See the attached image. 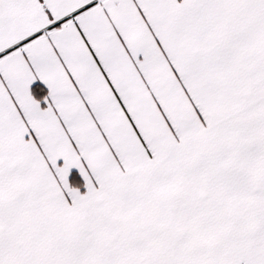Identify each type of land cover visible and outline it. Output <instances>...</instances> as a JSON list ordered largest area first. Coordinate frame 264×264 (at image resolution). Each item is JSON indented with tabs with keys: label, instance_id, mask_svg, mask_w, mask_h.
Here are the masks:
<instances>
[{
	"label": "snow or ice",
	"instance_id": "snow-or-ice-1",
	"mask_svg": "<svg viewBox=\"0 0 264 264\" xmlns=\"http://www.w3.org/2000/svg\"><path fill=\"white\" fill-rule=\"evenodd\" d=\"M0 264H264V0H0Z\"/></svg>",
	"mask_w": 264,
	"mask_h": 264
}]
</instances>
